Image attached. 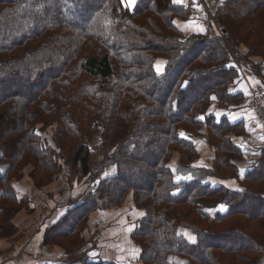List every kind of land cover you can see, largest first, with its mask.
<instances>
[{"label": "trees", "instance_id": "obj_1", "mask_svg": "<svg viewBox=\"0 0 264 264\" xmlns=\"http://www.w3.org/2000/svg\"><path fill=\"white\" fill-rule=\"evenodd\" d=\"M214 1L0 0L1 238L28 206L13 186L19 171L32 165L34 180L51 183L62 162L90 175L100 120L115 174L101 169L46 246L71 253L94 213L130 198L143 212L130 234L136 264H264V148L247 155L246 123L224 109L242 101L243 71L264 81V0ZM203 6L209 21L196 18ZM186 134L215 147L210 166H194Z\"/></svg>", "mask_w": 264, "mask_h": 264}, {"label": "rangeland", "instance_id": "obj_2", "mask_svg": "<svg viewBox=\"0 0 264 264\" xmlns=\"http://www.w3.org/2000/svg\"><path fill=\"white\" fill-rule=\"evenodd\" d=\"M137 0H129L132 7L135 6ZM198 3L199 0H194ZM211 2V0H207ZM215 5L217 6L221 1L215 0ZM202 5V4H198ZM197 19L208 20L210 19V13L206 11L203 6L202 10L198 9L196 14ZM199 22H194L195 27H199ZM255 63H259L262 60L260 58H252ZM257 61V62H256ZM242 83L239 87L243 92V99L239 102H228L224 109L229 112H233L234 108L240 107V111L235 115L231 116L234 122L239 121L240 114H243L249 118V122H256L253 124L251 130L254 131L258 136L264 135V123L258 118L254 108L252 107V101L254 93L259 87L264 85L263 80H258L246 71L242 72ZM261 77V76H260ZM261 79H263L261 77ZM2 87L0 86V91ZM218 117H221L223 112L217 111ZM98 132L95 134L89 142L88 146L92 152V173L88 176L83 174L82 168L79 165L73 166L69 164H63L60 162L62 167L61 175L52 181L51 183L36 181L33 179L34 166H26L22 171L21 179L14 181L13 186L20 198H23L25 203L27 202V208L18 209L15 222L18 226L16 234L13 236L25 235L30 230H34L42 226L41 230H47L51 228L52 225L56 224L61 218L67 213L68 209H71L82 203L87 192L91 191L96 187L98 183L96 175L101 171V169L106 166L107 175L115 174V166L108 163V154L104 152L101 146L103 140V124L98 121ZM43 124H39V128H43ZM38 133L44 138V141L48 144L53 143L52 127H45L43 130L38 129ZM187 138L190 136L185 135ZM204 137V138H203ZM195 142L199 156L195 162V167H208L210 166V160H212L215 147H212L205 136L202 137H190ZM262 138V137H261ZM250 145L248 144V139H245V143L248 144L244 146L246 149V154L249 155L251 152L252 159L258 157L255 154H259L260 150L264 148L262 144V139H256V143L253 144V140H250ZM112 150L108 151L111 153ZM256 156V157H255ZM242 162L241 165L247 163ZM8 161L2 158V152L0 150V175L4 174L8 168ZM178 162L177 157L174 158L172 166L176 171ZM96 181V182H95ZM4 186L0 183V196L2 195ZM29 199V201H28ZM1 207V200H0ZM217 210H223L219 208ZM143 214L142 211H138L131 199L121 207L109 211H100L93 214L90 224L88 226L87 232L85 234L86 241L83 244H78L76 248L71 247V253L65 251L64 248L60 246V243L55 241V246L50 247L51 252L54 253L57 258V264H65L67 260L68 264L71 262L76 263L80 257L89 258L93 261L97 259H105L107 261H116L118 264H136L135 258V248L132 245L130 234L133 230V226L136 221ZM42 232V235H43ZM41 235V236H42ZM46 235V234H45ZM28 235L21 236L22 240ZM13 237L10 240H13ZM21 237L19 239H21ZM17 238V237H16ZM15 238V239H16ZM68 241H65L67 244ZM54 245V244H51ZM67 252V253H66ZM51 253V255H52ZM179 262V260L177 261Z\"/></svg>", "mask_w": 264, "mask_h": 264}, {"label": "crops", "instance_id": "obj_3", "mask_svg": "<svg viewBox=\"0 0 264 264\" xmlns=\"http://www.w3.org/2000/svg\"><path fill=\"white\" fill-rule=\"evenodd\" d=\"M239 111V109H236L233 111V114L235 113L236 115ZM237 116L244 119L246 127L248 128L249 132H247L244 136L245 139H248V144L250 145L251 139L253 140V144H255L256 138L262 139V144L264 145V135L258 136L253 130H251L253 128V124H256V122H249V118L243 114ZM41 228L42 226L37 228V230H30L27 234H25L28 236L23 240L21 236L25 235L21 234L13 237V240L0 237V264H57V258L54 256L55 254L51 252L52 250L50 246H46L45 244L46 232L43 231L46 230H41ZM20 237L21 239H19ZM65 262V264H68L67 260H65Z\"/></svg>", "mask_w": 264, "mask_h": 264}, {"label": "built area", "instance_id": "obj_4", "mask_svg": "<svg viewBox=\"0 0 264 264\" xmlns=\"http://www.w3.org/2000/svg\"><path fill=\"white\" fill-rule=\"evenodd\" d=\"M252 107L258 118L264 123V85L260 86L259 91L254 93Z\"/></svg>", "mask_w": 264, "mask_h": 264}, {"label": "snow or ice", "instance_id": "obj_5", "mask_svg": "<svg viewBox=\"0 0 264 264\" xmlns=\"http://www.w3.org/2000/svg\"><path fill=\"white\" fill-rule=\"evenodd\" d=\"M174 2H181V0H174ZM190 239L194 240V238H192V237H190Z\"/></svg>", "mask_w": 264, "mask_h": 264}]
</instances>
